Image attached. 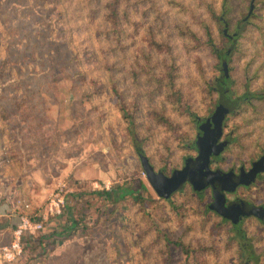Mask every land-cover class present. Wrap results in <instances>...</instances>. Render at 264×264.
Segmentation results:
<instances>
[{"label": "rangeland", "instance_id": "1", "mask_svg": "<svg viewBox=\"0 0 264 264\" xmlns=\"http://www.w3.org/2000/svg\"><path fill=\"white\" fill-rule=\"evenodd\" d=\"M206 1L218 8L219 0ZM197 3L156 0L158 8L144 14L132 7L125 53L121 47L111 54L89 29L82 0H0V137L15 157L0 174L6 186L0 201L16 215L23 212L16 200L29 202L42 221L37 236L60 232L72 218L78 225L69 239L84 243L86 255L95 253V264L239 263L236 242L228 241L233 227L207 207L211 190L198 196L187 183L168 200L159 197L124 116H132L133 135L154 170L169 175L196 155L198 128L190 113L200 120L234 110L232 99L219 92L209 111L215 94L206 85L228 76L224 67L236 94L264 92V0H254L251 12V0L231 1L228 32L238 24L239 50L221 64L204 43L200 20L218 48L230 42ZM151 38L164 47L154 49ZM110 83L116 94L109 93ZM225 83L231 87L230 79ZM223 121L222 151L211 167H248L264 152V99H251ZM139 181L145 186L139 201L126 196L111 202L96 193ZM56 195L64 198V213L51 218L46 205ZM234 196L264 205V173ZM241 227L264 264V224L246 217ZM38 238H25L16 264L42 258L52 242L65 240Z\"/></svg>", "mask_w": 264, "mask_h": 264}, {"label": "trees", "instance_id": "2", "mask_svg": "<svg viewBox=\"0 0 264 264\" xmlns=\"http://www.w3.org/2000/svg\"><path fill=\"white\" fill-rule=\"evenodd\" d=\"M197 1H199V4L198 3L197 4L204 5L206 11L210 13L212 19L218 22V26L220 28L222 36L230 42L231 46L229 48H225L224 46L218 48L214 44L208 24H206V22H204L203 20H200V23L203 25L205 37H206L204 43L210 47L211 51L215 54L220 64L223 58H227V61H229L233 52H237V50H239V37H240V33L235 31L238 28V24L234 32L232 33L228 32L229 21L231 19L229 16V12H230L232 0H219V5L217 9L215 8L213 2L211 3L206 0H197ZM188 5L192 7L190 4ZM136 6L142 9V12H140V14L142 13L144 14L149 8L155 10L158 8V4H156V0H134V1L132 0V2H129V0H82L81 10L83 11L84 17L90 26L89 29H91L92 31H96L97 37L102 36L105 39L106 41L105 44L107 45L108 52H110L111 54H116L118 51H120L121 47L124 48L123 53H125V48H126L124 42V39L126 37L125 30L126 28H128V25L131 24V17H130L131 9L132 7L136 9ZM249 12H251L250 8H249ZM99 16H101V20L95 21V19ZM92 24H94L95 26L93 27ZM121 24L123 25L121 26ZM150 40H151L150 44L154 49L164 47L163 42L161 41L158 42L152 38ZM109 77L111 80H113L111 73H109ZM229 79H230L231 87L227 86L225 83ZM214 83H207L206 85L207 92L211 94L212 93L215 94L214 99L211 101L209 111H211L212 108L214 107V104L218 99L219 92L222 96H224V93L226 92L227 95L232 99V102L234 103V110H232L231 113L224 114L223 116H216L217 118L218 117L223 118V120L226 116L235 113L243 104L250 103L251 99H259V100L264 99V92H257V93L254 92L249 95V92L245 90L242 93L236 94L232 89L233 78L231 77L229 70H228V76L222 74L221 79L215 80ZM108 91L112 95L117 93L116 87L114 86L113 83L112 85L110 83ZM181 103L184 105V109L187 110L189 108L186 103L184 102ZM124 113H125L124 116L127 118L128 125L130 126V128L129 127L128 128H129V134L131 135L132 144L140 163H141V158L143 156H145L148 162L150 163L148 157L145 155L144 149L141 146V140L138 141L133 135L134 132L132 125L134 121L132 116H130L127 112ZM190 115L193 116V118H195V122H197L200 118L198 116L196 117V115L193 113H190ZM14 160L15 157L11 153V149L10 147H8L7 141H5L3 144L0 145V163L5 162V164H7L8 162H13ZM143 172L145 171L143 170ZM186 184L187 183H185L184 186ZM183 187L181 189L171 192L168 196H159V195L158 196L168 200L173 193L182 190ZM141 188L144 189L145 186L143 182L139 181V185L137 187L127 186L125 184H119L109 189L96 191V193L100 196H103L105 199L110 200L111 202H118L120 200H123L126 196H130L134 200L139 201L143 199V196L140 193ZM193 190L195 191V193L198 194V196H201L202 190H196L194 188ZM25 213L31 219L33 218L36 220H40V218L36 216L35 214L36 211L34 210L25 211V212L23 211L21 214L23 215ZM21 214H19V216ZM58 216L59 215L50 216V217L58 218ZM223 221H227L226 218H223ZM229 223L233 227L232 231L234 236L233 237L231 236L228 239V241L234 240L236 242V245L238 247V255H239L238 264H250V263L258 264L259 257L256 251H254L253 248L254 246L249 242L245 231L241 227V221L238 222L229 221ZM262 223L264 224L263 221ZM18 224H19L18 222L11 224L10 231L11 232L15 231L17 229ZM77 225H78L77 221L70 218L69 224L67 226H64L60 232L54 231L50 234H45V235L42 234L41 236L36 235L33 237L34 239H37V237H39L38 239L46 240L47 238H49V236L51 237L61 236L64 239H69L73 235V231L77 227ZM27 237L28 235L24 233H21L19 236V243L24 251H25L24 241L25 238ZM54 245L55 243L52 242V246ZM178 245H180V243ZM43 252H45V250Z\"/></svg>", "mask_w": 264, "mask_h": 264}, {"label": "water", "instance_id": "3", "mask_svg": "<svg viewBox=\"0 0 264 264\" xmlns=\"http://www.w3.org/2000/svg\"><path fill=\"white\" fill-rule=\"evenodd\" d=\"M253 1L251 0L250 9ZM225 74L228 70L224 67ZM223 118L213 117L200 125L202 134L195 141L198 150L194 158L186 159L183 167L175 169L170 175L161 171H155L147 158H141V165L145 171V176L149 184L159 196H168L171 192L181 189L185 183H189L192 188L201 190L206 187L211 188L212 202L209 209L216 211L223 217L237 222L240 216L254 215L264 222V208L249 204L247 201L235 199L226 205V193L232 192L239 185H248L256 178V174L264 171L263 157L254 161L249 170L243 169L237 174L233 170L224 171L222 169H211L210 157L218 156L222 151L220 139L222 137ZM212 125L210 128L205 126ZM227 142L222 144L226 145Z\"/></svg>", "mask_w": 264, "mask_h": 264}, {"label": "crops", "instance_id": "4", "mask_svg": "<svg viewBox=\"0 0 264 264\" xmlns=\"http://www.w3.org/2000/svg\"><path fill=\"white\" fill-rule=\"evenodd\" d=\"M3 142L4 141L0 137V145L3 144ZM1 165L0 174L3 172L4 175L6 174L5 169L7 166H5V162L1 163ZM5 193L6 186L4 182L0 180V200ZM8 208V204L1 203L0 201V236L2 235L3 242H6L8 238L10 239L12 237L13 232L10 231V225L20 222V216L18 214H9ZM8 234H10L9 237L7 236ZM85 251L84 243L74 239H65L52 246V249H50L44 257L35 258L31 260L29 264H95L93 259L95 253L86 255ZM89 256L91 260H89Z\"/></svg>", "mask_w": 264, "mask_h": 264}, {"label": "built area", "instance_id": "5", "mask_svg": "<svg viewBox=\"0 0 264 264\" xmlns=\"http://www.w3.org/2000/svg\"><path fill=\"white\" fill-rule=\"evenodd\" d=\"M30 203L24 200H16L15 208L30 211ZM64 198L56 195L52 197L46 205V210L50 215H62L64 213ZM43 228L42 221L31 219L28 215H20V222L17 229L13 231L12 237L6 242H3L2 235L0 236V264H16L24 255L25 251L19 243V236L24 233L28 236H36Z\"/></svg>", "mask_w": 264, "mask_h": 264}, {"label": "flooded vegetation", "instance_id": "6", "mask_svg": "<svg viewBox=\"0 0 264 264\" xmlns=\"http://www.w3.org/2000/svg\"><path fill=\"white\" fill-rule=\"evenodd\" d=\"M209 117H210V116H209ZM209 117L204 118V119H200V120L197 121V124H196V125H197V128H198V129H197V135H196V137H198V136H200V135L202 134V130L200 129L199 126L202 125L203 123H205L206 120H207ZM210 122H211V118H210ZM223 122H224V121H223ZM209 126L212 127V125H208V126H205V127H206V128H210ZM222 132H223V124H222ZM222 135H223V133H222ZM229 139H230V138H229ZM221 140H222V137H221L220 141H221ZM228 142H229V140H228ZM229 143H231V139H230V142H229ZM195 150H196V155H197L198 150H197L196 146H195ZM196 155H195V156H196ZM219 155H220V154H219ZM219 155H218V156H211V157H210V164H209V166H210L211 169H217V168H218V167H216V168H212L211 165H212L213 162H215V161L219 158ZM195 156L188 157V158H194ZM263 156H264V152H262V154H260V155L258 156L257 159L251 161V163H250V165H249L248 167L242 165V166H239L237 170H235V169H233V168H231V169H229V170H233V171H234L235 173H237V174L240 172L241 169H243L244 171H247V170L250 169V167L252 166V163H253L254 161L260 159V158L263 157ZM188 158H187V159H188ZM263 162H264V158H263ZM229 170H227V171H229ZM225 171H226V170H225ZM262 173H264V171L257 173V174H256V178H255V180H254L253 182H251L250 184H248V185H239V186L236 187V189H235L234 191H232V192H227V193H226V205H227L230 201H233V200H235V199H241V200L247 201L249 204H253V205L257 206V207H263V208H264V205H262V204H255V203L250 202L249 200H246V199L241 198V197H238V196H234L233 199H230V198H229V195H231V194H232V195L235 194L236 191L238 190V188H247V187H249L250 185H252V184H254L255 182H257V181L261 178ZM166 175H168V174H166ZM169 175H170V174H169ZM207 188L211 190L210 187H206V188H203V189L205 190V189H207ZM211 195H212V193H211ZM211 202H212V201H211ZM211 202H210V203H211ZM210 203H209V204H210ZM209 204H208V205H209ZM208 205H207V207H208ZM210 210H211V209H210ZM211 211L215 212L216 214H218V215L221 216L222 218H225V217H223L222 215H220L219 213H217L216 211H214V210H211ZM246 217H255V218H258V217L254 216V215H244V216H240L238 221H242V220H243L244 218H246ZM258 219H259V218H258ZM226 220L232 222L230 219H227V218H226ZM259 220H260V219H259ZM238 221H237V222H238ZM261 222H262V221H261Z\"/></svg>", "mask_w": 264, "mask_h": 264}]
</instances>
